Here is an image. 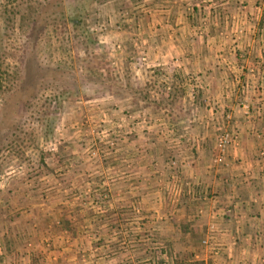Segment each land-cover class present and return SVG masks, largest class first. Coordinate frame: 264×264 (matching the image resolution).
Masks as SVG:
<instances>
[{"label":"rangeland","instance_id":"1","mask_svg":"<svg viewBox=\"0 0 264 264\" xmlns=\"http://www.w3.org/2000/svg\"><path fill=\"white\" fill-rule=\"evenodd\" d=\"M77 2L101 46L97 57L64 27L62 15ZM143 2L0 0V264H51L71 251L68 238L87 234L93 254L85 253V263L116 264L100 258L106 250L101 225L141 214L131 196L136 180L150 177L157 162L178 172L180 152H193V105L173 103L172 121L156 115L168 109L167 94L190 98L195 91L168 89L165 76L155 72L158 65L143 38L151 35ZM260 129L259 140L264 124ZM224 132L241 144L221 129L210 154L220 168L238 156L230 149L217 163ZM257 158L264 160L263 149ZM158 229L141 237L139 264H205L202 249L171 248ZM255 264H264V255Z\"/></svg>","mask_w":264,"mask_h":264},{"label":"crops","instance_id":"2","mask_svg":"<svg viewBox=\"0 0 264 264\" xmlns=\"http://www.w3.org/2000/svg\"><path fill=\"white\" fill-rule=\"evenodd\" d=\"M143 5L141 12L150 15L147 30L151 33L143 38H148L154 66L158 65V69L153 66L155 72L165 76L162 83H168V89L195 91L190 98L167 94L163 103L168 109L156 115L172 121V104L190 103L194 125L189 133L197 139L193 152H180L178 172L158 167L161 162H157L150 177L143 174L136 180L131 196L142 213L118 217L111 211L118 218L101 225L106 250L100 258L139 264L142 238L158 226L171 248L202 249L205 264H255L264 255V160L257 158L258 151L264 150V135L261 140L255 136L264 124V0H144ZM223 128L241 142L231 151H237V159H230L226 168L210 161ZM227 208L233 209L231 217L225 213ZM211 223L220 233L210 239L221 244L218 253L200 246ZM180 224L186 232L174 228ZM77 236L67 240L71 251L59 253L51 264L87 263L84 257L93 254V237Z\"/></svg>","mask_w":264,"mask_h":264},{"label":"trees","instance_id":"3","mask_svg":"<svg viewBox=\"0 0 264 264\" xmlns=\"http://www.w3.org/2000/svg\"><path fill=\"white\" fill-rule=\"evenodd\" d=\"M92 1H98V0H92ZM70 9H71L70 10L71 13L69 15H65V14L62 15L64 20V27H66V30H71L79 38H81V42L88 54L97 57L101 46L97 38L93 34L88 32L85 27V23H84L85 15L82 10L80 2H77L75 6H72ZM50 127L51 125H49V128ZM186 198H188V194H185V199ZM192 209H195V206L192 207ZM65 225H67V223ZM181 229L185 232L187 231L186 228L184 227H182Z\"/></svg>","mask_w":264,"mask_h":264},{"label":"built area","instance_id":"4","mask_svg":"<svg viewBox=\"0 0 264 264\" xmlns=\"http://www.w3.org/2000/svg\"><path fill=\"white\" fill-rule=\"evenodd\" d=\"M260 136V134L258 135ZM236 138H234V135L229 133V132H224L222 133L217 141V150L219 152V155L216 159L217 163H222L223 162V155L230 149H236L238 147V144L235 143ZM264 192V191H263ZM225 213L227 217H231L233 215V209L232 208H227L225 210ZM218 237L220 236L219 230L217 228V225L215 223H211L208 228V237L207 239L202 241V245L206 248L211 249L215 253H218L219 250L221 249V244L219 243H214L211 242L210 239L213 237Z\"/></svg>","mask_w":264,"mask_h":264}]
</instances>
